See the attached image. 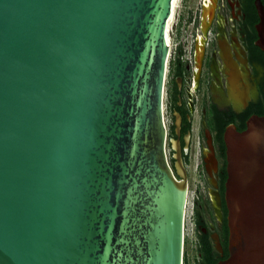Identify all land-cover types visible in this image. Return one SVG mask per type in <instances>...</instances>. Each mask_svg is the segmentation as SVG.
Returning a JSON list of instances; mask_svg holds the SVG:
<instances>
[{
	"label": "water",
	"instance_id": "obj_1",
	"mask_svg": "<svg viewBox=\"0 0 264 264\" xmlns=\"http://www.w3.org/2000/svg\"><path fill=\"white\" fill-rule=\"evenodd\" d=\"M178 4L0 0V264H183L188 180L162 110ZM224 141L213 264H264V114Z\"/></svg>",
	"mask_w": 264,
	"mask_h": 264
},
{
	"label": "flooded vegetation",
	"instance_id": "obj_2",
	"mask_svg": "<svg viewBox=\"0 0 264 264\" xmlns=\"http://www.w3.org/2000/svg\"><path fill=\"white\" fill-rule=\"evenodd\" d=\"M258 21L255 0H180L170 32L162 97L166 157L176 174L178 141L188 187L191 174L208 179L212 218L205 221L194 200L193 229L198 243L204 238L213 247L216 233L223 250L214 249L221 257L228 239L224 132L230 124L242 130L249 116L264 114V50L256 44Z\"/></svg>",
	"mask_w": 264,
	"mask_h": 264
},
{
	"label": "rangeland",
	"instance_id": "obj_3",
	"mask_svg": "<svg viewBox=\"0 0 264 264\" xmlns=\"http://www.w3.org/2000/svg\"><path fill=\"white\" fill-rule=\"evenodd\" d=\"M179 11L180 0L176 13ZM174 22H176V15ZM207 186H209V181L207 178H200L193 174L189 176V187L184 216L183 264H197L199 260V255L197 252L198 242L193 229L194 200L198 201L199 209L202 212L205 221L208 222L212 218L211 206L206 195Z\"/></svg>",
	"mask_w": 264,
	"mask_h": 264
},
{
	"label": "trees",
	"instance_id": "obj_4",
	"mask_svg": "<svg viewBox=\"0 0 264 264\" xmlns=\"http://www.w3.org/2000/svg\"><path fill=\"white\" fill-rule=\"evenodd\" d=\"M197 252L199 255V260L197 264H213L220 258L226 257L228 253L227 251H225L222 257L218 256L217 252L213 247L212 242L204 238H202L201 241L198 243Z\"/></svg>",
	"mask_w": 264,
	"mask_h": 264
},
{
	"label": "bare ground",
	"instance_id": "obj_5",
	"mask_svg": "<svg viewBox=\"0 0 264 264\" xmlns=\"http://www.w3.org/2000/svg\"><path fill=\"white\" fill-rule=\"evenodd\" d=\"M175 20V19H174ZM174 24V23H173ZM169 44L171 43V35H170V38H169V42H168ZM212 197H213V195H212Z\"/></svg>",
	"mask_w": 264,
	"mask_h": 264
}]
</instances>
